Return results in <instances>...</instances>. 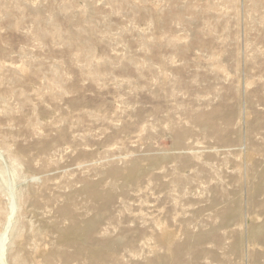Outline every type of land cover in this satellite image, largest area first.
<instances>
[{
  "label": "rangeland",
  "instance_id": "rangeland-1",
  "mask_svg": "<svg viewBox=\"0 0 264 264\" xmlns=\"http://www.w3.org/2000/svg\"><path fill=\"white\" fill-rule=\"evenodd\" d=\"M0 231V264H264V0H0Z\"/></svg>",
  "mask_w": 264,
  "mask_h": 264
},
{
  "label": "bare ground",
  "instance_id": "bare-ground-1",
  "mask_svg": "<svg viewBox=\"0 0 264 264\" xmlns=\"http://www.w3.org/2000/svg\"><path fill=\"white\" fill-rule=\"evenodd\" d=\"M4 228H5V227H4ZM4 228H3V229H4ZM0 233H1V231H0ZM2 234H3V232H2ZM166 234H167V233H166ZM0 235H1V234H0ZM168 235H169V234H168ZM17 258H18V257H17ZM19 258H21V257H19Z\"/></svg>",
  "mask_w": 264,
  "mask_h": 264
}]
</instances>
